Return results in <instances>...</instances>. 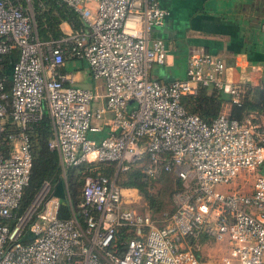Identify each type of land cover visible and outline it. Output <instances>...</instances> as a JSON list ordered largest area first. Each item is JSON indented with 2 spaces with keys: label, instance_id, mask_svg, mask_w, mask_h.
<instances>
[{
  "label": "built area",
  "instance_id": "1",
  "mask_svg": "<svg viewBox=\"0 0 264 264\" xmlns=\"http://www.w3.org/2000/svg\"><path fill=\"white\" fill-rule=\"evenodd\" d=\"M59 1L84 26L41 39L31 0H0V264H264V173H257L264 121L225 110L205 120L182 102L201 83L239 103L245 82L228 79L224 60L203 46L190 49L184 77H151L149 69L167 55L152 32L169 13L159 0ZM66 58L85 61L103 92L61 72ZM45 115L68 217L58 215L61 198L48 180L19 211L33 166L30 129ZM103 162L116 171L136 164L145 178L177 175L183 185L175 209L156 223L136 207L138 189L102 173ZM80 164L82 220L66 182V170ZM41 193H48L44 200ZM201 235H227V252L203 257L195 242Z\"/></svg>",
  "mask_w": 264,
  "mask_h": 264
},
{
  "label": "crops",
  "instance_id": "2",
  "mask_svg": "<svg viewBox=\"0 0 264 264\" xmlns=\"http://www.w3.org/2000/svg\"><path fill=\"white\" fill-rule=\"evenodd\" d=\"M159 1L169 13L152 32L164 40L167 55L165 63L154 64L151 77L163 81L184 77L190 49L203 46L224 60L228 66L226 76L233 82L256 85L264 81V0ZM61 26L65 33L71 28L67 21H63ZM59 70L70 73L77 85L91 89L95 86L103 92V80L92 77L85 61L66 58ZM96 103H100V98ZM251 114L264 121L263 113ZM108 124L107 115L102 133ZM211 241L215 243L216 250L202 251ZM195 242L203 257L217 256L224 250L206 236L195 239Z\"/></svg>",
  "mask_w": 264,
  "mask_h": 264
},
{
  "label": "trees",
  "instance_id": "3",
  "mask_svg": "<svg viewBox=\"0 0 264 264\" xmlns=\"http://www.w3.org/2000/svg\"><path fill=\"white\" fill-rule=\"evenodd\" d=\"M31 3L34 10L38 36L41 39H58L64 36L66 33L61 26L63 21H67L73 29H79L84 26V22L78 13L59 0H31ZM242 86L245 88L246 93L239 103L233 101L231 93L228 91L201 83L198 84L197 93L184 95L182 102L188 111L198 113L205 120H210L222 111L224 106L228 107L227 112L231 117L242 118L252 112L264 114V81L256 85L245 83ZM254 120L260 121L258 117H255ZM30 135L33 166L30 179L23 188L19 211L30 204L40 190L43 182L48 180L52 185L51 192L59 195L61 198L58 215L68 217L71 215V206L68 202L69 199L66 196V192H63L65 191V182L61 175L58 154L56 150L50 149L47 145L48 138L52 136L50 119L47 115L30 129ZM94 135L97 136L99 134L94 133ZM98 165L101 172L114 178L119 186L136 187L146 201L147 209L151 214L157 211L163 212L162 209L165 205L164 197L168 186H170L171 179H173L178 188L183 185L180 177L169 172H161L155 178H145L144 172L136 164H132L127 169L119 171H116L117 168L114 163L103 162ZM84 169L85 164H80L66 170V182L70 203L74 208H77L76 213L81 220L82 214L79 212L80 210L77 206L82 198L81 187L83 184ZM157 179L166 182V186L152 191L151 187H153ZM203 236L201 235L197 239Z\"/></svg>",
  "mask_w": 264,
  "mask_h": 264
},
{
  "label": "rangeland",
  "instance_id": "4",
  "mask_svg": "<svg viewBox=\"0 0 264 264\" xmlns=\"http://www.w3.org/2000/svg\"><path fill=\"white\" fill-rule=\"evenodd\" d=\"M69 31V30H67ZM155 68V65L149 69V74L151 75V72H153ZM100 80H102V78H99ZM103 82V81H102ZM101 83V82H100ZM102 90H104L103 86H102ZM134 104V103H132ZM228 107L224 106L222 108V110H225L227 111ZM257 173H264V164H262L259 168V170L257 171ZM172 174V173H170ZM253 179L252 176H250L249 178V182H251ZM238 181L240 180H236V184H238ZM170 186H168L167 188V192H166V195L164 197V200H165V205L163 207V212L162 211H157L155 212L154 214H151L148 209H147V203L146 201L144 200V198L141 196L140 194V198L138 199V201L135 203L136 207L139 209V210H142L144 212H149L151 214V217L154 219V221L156 223H161L162 222V218H164L165 216L169 215L172 213V211L175 209L176 207V195L177 193L182 189V187L178 188L176 186V184L174 183L173 179H171V183L169 184ZM60 186V185H59ZM163 186H166V182L164 181H161L159 179H157L154 184H153V187H151V190L152 191H156L158 190L160 187H163ZM233 186L232 183H229L227 185H225V187H227V189H223V191H227L228 189H230L231 187ZM217 187H222V185H217ZM216 187V188H217ZM223 187V188H225ZM59 189V188H58ZM65 193V191H63ZM48 194V193H47ZM47 194H43L41 193L39 195L40 199L44 200L47 196ZM172 209V210H171ZM216 242V244L218 246H220V248L224 249L223 252H227V248L229 247L230 243H229V238L227 235H224V238L222 240H215V239H212ZM209 246V247H208ZM208 249H210L211 251H215L216 250V247H215V243L213 241L209 242L208 245L204 246L202 251L204 250V252H207ZM216 253H219L216 252ZM218 256V255H217Z\"/></svg>",
  "mask_w": 264,
  "mask_h": 264
}]
</instances>
